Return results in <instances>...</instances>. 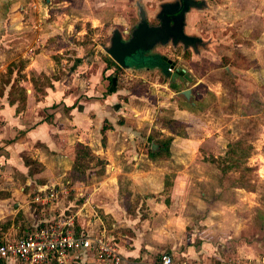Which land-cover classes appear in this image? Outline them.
Instances as JSON below:
<instances>
[{"label":"rangeland","instance_id":"rangeland-1","mask_svg":"<svg viewBox=\"0 0 264 264\" xmlns=\"http://www.w3.org/2000/svg\"><path fill=\"white\" fill-rule=\"evenodd\" d=\"M166 1L141 0L149 22ZM204 1L207 6L192 9L186 21L187 32L206 41L199 55L158 46L148 52L158 55L154 59L126 68L102 46L113 28L129 32L136 24V0H0V129L5 143L13 136L27 141L20 152L14 150L19 163L8 157L10 148L0 153L1 176L14 179L9 186L0 181V188L22 192L37 222L27 228L28 214L21 210L15 237L33 232L44 219L69 218L74 233L99 232L96 219L106 226L110 221L102 205L109 203L106 188L114 184L115 164L127 168L152 153L174 159L168 169L189 174L180 182L190 191L180 198L187 247L200 251L204 261H264V0ZM161 55L189 71L193 81L172 80L171 68H158ZM187 88L193 91L189 100L180 93ZM36 100L42 101L41 111L30 122ZM79 108L85 109L86 126L81 120L78 127L77 115L69 114ZM178 109L189 111L191 119ZM7 110L21 112V130L5 121ZM174 111L187 122L173 119ZM37 123L45 127L27 132ZM49 142L53 151L46 148ZM19 165L31 177L29 185ZM66 182L69 193L56 207L34 201L39 190ZM20 186L24 191L17 193ZM18 200L13 197L8 207L16 209ZM107 233L116 240L114 232ZM95 262L104 263L87 257L82 264Z\"/></svg>","mask_w":264,"mask_h":264},{"label":"crops","instance_id":"crops-1","mask_svg":"<svg viewBox=\"0 0 264 264\" xmlns=\"http://www.w3.org/2000/svg\"><path fill=\"white\" fill-rule=\"evenodd\" d=\"M11 4H13V1ZM191 93L193 94V91ZM65 100L69 101L67 98ZM40 103H42V101L36 100L29 108L32 110L28 115L30 122H32L33 119L40 114ZM48 105L49 104H45V106ZM80 107H82V105H80ZM84 110L85 109L83 108L81 111L79 108L69 114L71 116H74V114L77 115L73 117L74 120L76 119V123L82 120L84 121L83 126H86L89 121L87 120ZM178 112L187 113L188 119H191L189 118L191 116L189 111H180L178 109ZM4 113L8 116L5 121L11 124V127L18 123V117L21 116V112L15 116V113L11 114L10 110L4 111ZM174 114H176L175 111ZM13 115L14 117H12ZM182 115L183 114H176L173 116V119H182L183 117L184 122H187L185 116ZM74 120L72 119L73 122H75ZM69 121L71 122V120ZM17 125H19V129L21 130V124L18 123ZM43 127H45V124L37 123L34 124V127H31V129L27 132H30V134H32V132L36 133L39 129H43ZM78 127H81L80 122ZM189 129L190 127H188V133H190ZM2 133H5V131L0 129V153L8 151L10 148L12 151L9 152L8 157L19 163V154L17 152L15 153L14 150L20 152L27 146V141H24V143L20 140V138L14 139L13 136L12 139L9 140L11 141L10 143H5V138ZM46 146L48 151L54 150L53 142L47 143ZM46 154H48L47 151ZM4 155L6 154L4 153ZM1 157L2 156H0V158ZM5 158H7V156H5ZM134 158L135 156L131 159ZM10 159H7L6 163L10 161ZM173 160L174 159H169V157L164 158L159 156L155 158H140V160H137L136 163H130V165L135 166L134 168L136 169L130 168L129 163H127V168L119 163L115 164L114 171H112L110 177V179H114V184L106 188L110 192L109 201L106 200L109 203L102 205L105 213H108L107 217L110 221L108 226L103 224V221H101L100 218L95 221V223H98V225L95 226L97 228L96 230L104 231L106 234H108L107 232H114L116 235V240L113 237L110 238L115 243L118 252L122 255V260L119 263L112 262L111 264H155L160 256L159 253L163 251L171 254L174 260L176 258V260H179L180 262L185 261V258L192 257L193 259H199L198 261H203L207 264H231L230 262L225 261L216 263L210 260H201L202 258L199 256L201 252L194 249L191 250V248L189 246L187 247V244L183 242L182 231L185 229V226L182 225L181 221V209L183 203L180 198L185 197L186 193L189 195L190 191L185 192V187L181 185L180 182L185 180L184 177L189 174L185 172L187 171L186 169L179 172L178 170L174 171V169H168L169 167L174 166L175 161ZM113 161L115 163V160ZM113 161L111 163H113ZM10 169L12 170L11 166ZM1 170L2 169H0V173ZM169 171L175 172V175H171ZM20 172L25 174L24 186L29 185L32 180L31 177L27 176L24 165L21 166ZM13 180L14 179L11 178L9 174H4L2 176L0 174L1 184L3 182L5 186L8 185L9 181L11 182ZM24 186H20L17 193L19 191H24ZM51 186L46 187L49 188ZM180 186H182V189H180ZM2 191L3 189L0 188V236L15 237L18 236L15 233L17 232V228L21 225L17 220V214L21 210L28 214L25 220V222L29 224L27 228L30 226L32 227V225L34 226L37 222L35 219H33V222L31 221L30 215L32 216L34 214H31L30 211H26L27 206L22 201V192L18 195H14L13 192L9 193L10 191L8 190V192L4 193H2ZM13 197L20 200L14 203L16 206V209L14 210L8 207L9 202L13 200ZM54 202L58 201L47 203L44 208L50 207L52 209L53 207H56L52 205ZM185 207L187 206H184V212L189 213L188 209ZM190 208L191 207H189V211ZM44 221H46V219H44ZM182 244L186 246L183 248L181 246ZM83 261L81 262L83 263ZM108 263L110 264V262ZM1 264L14 263L10 261H3ZM94 264L98 263L95 262Z\"/></svg>","mask_w":264,"mask_h":264},{"label":"built area","instance_id":"built-area-1","mask_svg":"<svg viewBox=\"0 0 264 264\" xmlns=\"http://www.w3.org/2000/svg\"><path fill=\"white\" fill-rule=\"evenodd\" d=\"M69 193V182L39 190L34 201L50 203ZM69 219V218H68ZM44 221L34 231L21 237L0 236V264H68L73 260L83 261L87 257L101 262L119 263L122 255L115 243L104 232L85 234L73 231L71 220ZM155 264H207L192 260L175 262L171 254L162 252ZM260 264H264L262 261Z\"/></svg>","mask_w":264,"mask_h":264},{"label":"water","instance_id":"water-1","mask_svg":"<svg viewBox=\"0 0 264 264\" xmlns=\"http://www.w3.org/2000/svg\"><path fill=\"white\" fill-rule=\"evenodd\" d=\"M135 5L138 20L132 29L129 32H122L118 27L113 28L108 45L102 46L109 57L120 67L129 68V58L137 53L141 54V52L146 54L158 46L172 45L176 47L181 45L183 51L190 49L193 53L200 54V48L205 46L206 41L196 34L188 33L186 21L188 13L192 9L202 10L207 6L206 1L182 0L180 2L179 0H170L162 2L154 16L158 20V24L148 22V14L141 0H136ZM124 33H128V36L124 37ZM166 62L170 67L174 66V62L171 60ZM178 70L180 74L185 76L189 74L185 69L177 68L171 74L172 79L181 78L177 73ZM188 80L192 81V78ZM191 92L192 90L187 88L180 93L189 100Z\"/></svg>","mask_w":264,"mask_h":264},{"label":"flooded vegetation","instance_id":"flooded-vegetation-1","mask_svg":"<svg viewBox=\"0 0 264 264\" xmlns=\"http://www.w3.org/2000/svg\"><path fill=\"white\" fill-rule=\"evenodd\" d=\"M170 1V0H169ZM172 1H174V0H172ZM180 2L182 1V0H179ZM196 1H201V0H196ZM149 22V21H148ZM149 23H151V24H158L159 22H158V20H153L152 22H149ZM132 29V28H131ZM173 49H177V48H179L180 49V53L183 55V56H185L187 53H189L190 52V49H187V50H185V51H183V49H182V46L181 45H178V46H176V47H173L172 45H170ZM191 53V52H190ZM189 53V54H190ZM156 56H158V55H156V54H148V52H146V54H144V52H141V54L139 53H137V54H135V55H133L131 58H129L128 59V63L129 62H138L140 59H147V60H152V59H154ZM160 58H161V63H160V65L159 66H161V67H158V68H160L162 71H164V72H167V70H168V68H171L170 69V72H169V76H170V78H171V74L173 73V72H175V70H177V68L178 67H175V62L173 61V60H171L170 58H168V57H166V56H164V55H161V56H159ZM167 60H171V61H173L174 62V66L173 67H170V65L166 62ZM165 65H167L166 67H165ZM172 69H174V70H172ZM178 69H180V68H178ZM181 69H184V68H181ZM185 71H187L186 69H185ZM187 72H189V71H187ZM177 73H178V75H179V77H181V78H177L178 80H182V81H184V82H191V81H189L188 79L189 78H192V81H193V79H194V77L191 75V73L189 72V74L187 75V76H185L184 74H180V71L178 70L177 71ZM188 77V78H187ZM176 78V77H175ZM172 79V78H171ZM173 80V79H172Z\"/></svg>","mask_w":264,"mask_h":264},{"label":"trees","instance_id":"trees-1","mask_svg":"<svg viewBox=\"0 0 264 264\" xmlns=\"http://www.w3.org/2000/svg\"><path fill=\"white\" fill-rule=\"evenodd\" d=\"M111 61H112V59H111ZM12 101H13V100L10 99V102H12ZM178 135H179V133H178ZM180 135H181V134H180ZM183 136H184V135H183ZM150 157H151V158H155V157H157V155H153V154L151 153Z\"/></svg>","mask_w":264,"mask_h":264}]
</instances>
